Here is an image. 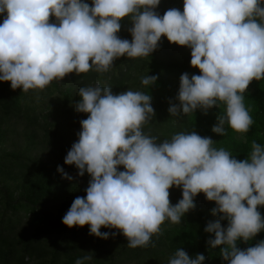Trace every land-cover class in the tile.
<instances>
[{
  "label": "trees",
  "instance_id": "obj_1",
  "mask_svg": "<svg viewBox=\"0 0 264 264\" xmlns=\"http://www.w3.org/2000/svg\"><path fill=\"white\" fill-rule=\"evenodd\" d=\"M0 264H264V0H0Z\"/></svg>",
  "mask_w": 264,
  "mask_h": 264
}]
</instances>
